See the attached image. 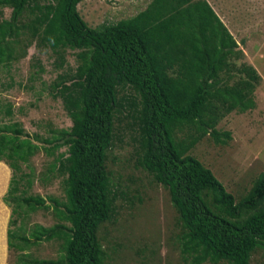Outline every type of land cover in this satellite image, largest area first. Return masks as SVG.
Segmentation results:
<instances>
[{"label": "trees", "instance_id": "obj_1", "mask_svg": "<svg viewBox=\"0 0 264 264\" xmlns=\"http://www.w3.org/2000/svg\"><path fill=\"white\" fill-rule=\"evenodd\" d=\"M81 1L0 0L11 8L10 18L0 22V63L9 59V38L17 36L16 22L25 10L32 17L21 27L37 43L49 46L54 55L64 49L78 51L74 71L61 75L62 81L53 86L70 120L68 130L41 139L51 144L46 148L35 143L39 138L32 140L19 121L0 125V161L11 170L4 199H13L11 209L17 216L20 210L27 214L47 208L39 196L16 194L23 177L31 184V156L40 147L46 154L65 148L52 168L57 164L56 170L65 174L66 201L63 211L55 202L54 212L68 226L36 224L28 236L7 228L6 247L18 252L10 264H109L97 231L114 213L106 154L123 108L136 131L137 167L167 188L177 212L183 258L188 264H249L255 250H264V173L236 201L211 170L188 153L206 134L225 145L229 133L215 129L217 120L254 106L258 76L251 67L239 72L246 80L217 84L219 72L229 76L228 59L236 56L231 33L206 0H150L136 15L97 28L80 16L76 6ZM123 90H130L131 96L120 95ZM5 112L11 113L9 108ZM51 240L60 241L54 259L25 252Z\"/></svg>", "mask_w": 264, "mask_h": 264}, {"label": "rangeland", "instance_id": "obj_2", "mask_svg": "<svg viewBox=\"0 0 264 264\" xmlns=\"http://www.w3.org/2000/svg\"><path fill=\"white\" fill-rule=\"evenodd\" d=\"M45 1L48 0H40V3ZM149 1L84 0L76 7L85 23L90 28H97L136 15ZM206 1L238 46L236 56L228 59L229 76L219 72L217 84L231 86L246 80L239 73L243 66L251 67L258 79L253 82V108L243 113L231 112L217 120L215 129L229 133L225 145L214 143L206 134L188 153L209 168L238 201L251 188L258 174L264 173V0ZM10 16L11 8L0 4V22ZM31 17L32 14L25 10L16 22L20 25L18 34L9 38L7 46L11 54L6 62L0 63V125L19 121L32 140L35 136L39 138L33 140L35 143L47 148L51 144L41 142V139L57 136L71 125L61 101L55 97L53 86L62 81L61 75L74 71L78 51L64 49L60 51L61 56L54 55L49 46L37 43L29 30L21 27ZM131 94L130 90L120 93ZM6 108L10 109V114L5 112ZM126 113L127 109L123 108L117 116L115 138L106 154V170L110 173L115 196L112 218L97 231L106 261L109 264H188V259L179 252L181 225L167 188L136 165L138 141L131 120L124 118ZM64 150L62 147L46 154L40 147L31 156V184L27 185V177H23L16 194L39 196L47 208L40 207L27 214L20 210L19 216L12 213L13 199L5 202L11 170L3 160L0 161V264H10L18 253L6 247L7 228L16 235L28 236L36 224L44 228L58 223L68 226L54 212L55 202L63 211L62 205L66 201L65 174L56 170L57 164L52 168L54 159ZM13 241L21 243L17 238ZM59 248L60 241H42L25 252L39 259H54L59 255ZM249 264H264V250H255Z\"/></svg>", "mask_w": 264, "mask_h": 264}]
</instances>
